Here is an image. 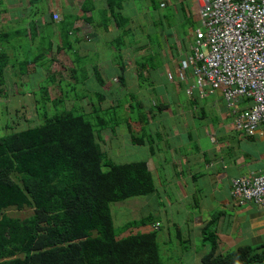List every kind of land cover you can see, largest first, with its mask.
Masks as SVG:
<instances>
[{
	"label": "crops",
	"instance_id": "obj_1",
	"mask_svg": "<svg viewBox=\"0 0 264 264\" xmlns=\"http://www.w3.org/2000/svg\"><path fill=\"white\" fill-rule=\"evenodd\" d=\"M133 1L127 0L124 12L127 13V17L134 19V25L129 23V28L133 30L136 26L133 34L139 43L130 47L126 42V47H122L125 56L123 62L126 65L129 88H135L142 107L143 101L149 94L147 90L137 87L135 59L151 51V45L141 50L140 47L147 43L146 36L156 31L149 27L151 22L156 23L155 20H160L158 22L160 25L162 16L166 14L149 12L148 9L151 8L149 0H138L141 9L137 13ZM108 2V0H0V40H4L0 41L2 42L0 47L8 40L6 44L8 54L4 59V61L8 60V63L3 77L5 83L14 87L6 89L17 94H61L63 91L66 93L67 89L63 85L66 83L67 86H71L69 88L71 91L66 94L76 93L80 86L85 88L87 93L110 94L112 88L114 89L111 80L118 75L119 69L108 57L106 60L87 59L96 51L100 52L101 47L107 51L108 56L112 54L114 59V54L121 49L114 45L119 31L107 10ZM188 3L195 6L197 11L195 0H170L167 7L174 10L178 8L183 12L185 5L186 13L190 14L191 8ZM188 7L190 9H187ZM55 14L59 16L58 20H53ZM178 16L172 29L165 27V30H171L170 33L172 32L178 50L173 47L175 43L171 42L163 43V46L160 43L157 49H152L160 52L161 58H165L164 72L175 69L185 52L183 47L186 39L179 35L181 26L178 24ZM103 31L108 34V44L104 41L99 42ZM162 32L158 33L163 34ZM4 35L5 37L7 35V38H2ZM182 35L185 36L184 33ZM62 37L70 40V44L67 41L65 45ZM89 39L91 43L86 42ZM25 42L29 44V49L36 44L41 46L40 43L43 45L46 42L48 51L41 52L42 49H36V54L30 55L34 64L26 63L20 70L21 66H17L18 56L20 53L22 55L25 53L20 43L25 44ZM79 43L81 45L78 46ZM65 49L71 50L70 57L67 56L68 52H64ZM83 58L87 60L80 64L79 59ZM8 68H11V71H8ZM98 73L105 83L102 87L95 79V74ZM149 77L153 85L155 84L154 88L158 94L155 99H150L151 103L166 105L163 111L151 116L152 122L147 126L153 144L136 145L137 142H134L133 138L140 134L139 124L131 122L130 130L126 129L129 132L130 144L124 143L123 147H133L127 153L128 157L133 159L116 163L145 160L151 171L160 193L158 214L161 213L166 226L161 232L159 242L170 241V231L175 224L182 231L180 232L177 227L179 236L176 237L179 238L184 234L183 242H189V232H193L194 241L191 250L181 247L179 241L177 249L182 252L183 260H185L184 254L191 251L193 253L191 264H201V258L209 252V247L201 241L202 230L213 217L217 216L216 221L212 222L217 239L216 255L227 254L239 247L261 252V248L264 247V206L260 207L255 203L238 206L231 197L230 190L234 178L264 173V138L245 137L234 130L232 115L222 95L217 94L219 92L209 93L213 95L210 97L199 94H192L190 97L181 85L170 83L175 87L171 92L164 85L158 87L156 73L150 72ZM16 78L19 80H15ZM50 80L51 83L46 85ZM175 80L178 82L176 78ZM3 87H0V91ZM73 89L75 91H72ZM182 90L184 94H177ZM82 93L85 92L82 90ZM181 95L183 98L180 97ZM170 99L173 101L171 102ZM239 103L247 105L244 100H240ZM151 106L149 104L147 111ZM211 116H214V119ZM119 134L118 132L117 135L112 134V136L116 138ZM207 139L208 146L204 147L201 140ZM118 148L120 147L115 145L113 150ZM141 151L144 152L143 158L136 159ZM167 152H171V155L165 156ZM162 167H165L166 171L165 180ZM153 171L159 175L157 178ZM162 181H166L170 191L160 190L164 186ZM207 212H211L210 217L203 218L201 213ZM197 214L199 217L191 219V216ZM195 242H199V246L195 245ZM180 263L183 264L181 261ZM254 264H264V261Z\"/></svg>",
	"mask_w": 264,
	"mask_h": 264
},
{
	"label": "trees",
	"instance_id": "obj_2",
	"mask_svg": "<svg viewBox=\"0 0 264 264\" xmlns=\"http://www.w3.org/2000/svg\"><path fill=\"white\" fill-rule=\"evenodd\" d=\"M108 1L107 10L119 31L114 45L121 48L114 54L113 63L119 73L113 78H117L122 94L128 95V109L132 114L133 104L138 108L141 104L135 88H129L127 83L122 47H126V42L134 47L139 41L133 35L136 27L129 28V23L134 25V19L124 12L127 0ZM149 1V12L161 9L159 0ZM150 36H146L147 43L140 50L151 45V51L135 59V71L138 89L156 94L149 74L156 73L158 66L154 60L160 57V52H152ZM7 43L8 40L3 45ZM3 45L0 47V87L4 85L2 75L8 63L4 61L8 50L2 49ZM29 56L24 54L22 60ZM21 64L18 59L17 66ZM95 75L102 87L103 78L99 73ZM49 83L51 80L46 85ZM63 85L66 93L71 91V86ZM66 93L63 91L64 97L56 98L40 94L37 102L42 115H38V124L32 121L23 129L14 130L12 122L10 127L5 126L8 131L0 134V264H163L158 244L166 226L161 213L116 225L111 209L113 204L128 198L151 194H156L160 202L159 188L145 160L113 162L99 144L100 132L107 131L109 126L100 116L105 109L90 105V112H86L77 104V97L87 100L90 94ZM94 96L96 103L102 105L103 95ZM67 97L76 102L70 108L65 107ZM151 105L147 112L139 109L134 121H125L127 130L131 122L140 125V134L132 137L136 145L153 144L147 126L152 122L151 116L163 111L166 105L155 102ZM116 126L114 122L109 129L111 134ZM10 211H28V214L21 217ZM216 219L217 216L213 217L202 230L201 241L209 247V252L201 258V264L264 261V247L261 252L239 247L216 255L217 239L212 228ZM177 227L175 224L170 232L175 231L178 237ZM143 228L146 230L142 231Z\"/></svg>",
	"mask_w": 264,
	"mask_h": 264
},
{
	"label": "built area",
	"instance_id": "obj_3",
	"mask_svg": "<svg viewBox=\"0 0 264 264\" xmlns=\"http://www.w3.org/2000/svg\"><path fill=\"white\" fill-rule=\"evenodd\" d=\"M195 3L200 29L194 32L178 68V80L186 81L190 70L194 84L187 94L193 89L199 90V96L220 90L232 114L233 128L245 137L264 138V0ZM53 19L59 16L55 14ZM167 76L172 79L170 73ZM240 99L246 100L247 107L237 111L232 105ZM231 184L238 205L264 206V173L237 177Z\"/></svg>",
	"mask_w": 264,
	"mask_h": 264
},
{
	"label": "rangeland",
	"instance_id": "obj_4",
	"mask_svg": "<svg viewBox=\"0 0 264 264\" xmlns=\"http://www.w3.org/2000/svg\"><path fill=\"white\" fill-rule=\"evenodd\" d=\"M186 1V0H185ZM133 5L135 6V9L138 11L141 9V4L138 0H134L133 1ZM188 6L191 8H187L190 9L191 12L190 14L186 13V9H185V5H183V12L181 10H177L174 11V15L172 16V12L174 9L170 8V7H166L164 9H160L157 11H152L151 13L155 12L157 14H166L164 16H172L163 20L162 26H158L157 30L153 33H150V40L152 42V46L153 49H157L156 45L161 43V46H163V43H175V46H173L175 49L178 50V45L175 42V39H173L172 36V32L170 33L169 30H165L164 28L167 27L168 29H172L174 26L175 19L177 18V14H179L178 16V24L181 26L180 31H179V35L181 38H185V46L183 47L184 50L189 49L190 44L193 42V37H194V32L199 28L200 29V24L197 21V14H196V9L195 6H193L192 4L188 3ZM192 6V7H191ZM188 12V11H187ZM185 15V17L183 16ZM184 17V19H183ZM138 21L136 20V23ZM162 29V30H160ZM202 30V29H201ZM159 31H163V34H159ZM104 32V31H103ZM182 33H184L185 36L182 35ZM88 36H86L87 38ZM23 39V38H22ZM85 39V38H84ZM80 41V40H79ZM100 41H104L106 44L109 43V37L108 34H106V32H104L102 34V36H100ZM62 42H64L65 45H67V40H65L62 37ZM81 42V41H80ZM87 43H91L92 41L86 40ZM41 46L39 44L34 45L33 48H28L29 44H27L25 42V44H21L23 45V49L25 51V55H34L35 50L36 49H42L43 51L41 52H47L48 51V46H46V42L42 45V43H40ZM81 45V43L78 44V46ZM94 45V44H91ZM36 46H39L38 48H36ZM2 49H7V45H3ZM101 49L100 52L96 51L95 53L91 54L87 59H91V60H106L107 57L110 59V61H113V55L111 54L110 56H108V53L105 49H103L102 47L99 48ZM68 52L67 56L70 57L71 55V50L65 49L64 52ZM157 50H153L152 52H156ZM206 52V50H204ZM63 52V53H64ZM18 55V54H16ZM22 53L19 54L18 59L21 60V67H23L26 63L29 64H34L32 59V56L30 57H26L25 61L22 60ZM73 59H75V55H73ZM87 59L83 58V59H79L80 64H82V61H86ZM128 60H131V56L129 55ZM155 62V66L156 68V74H157V85L158 87L161 86H165L167 88V90L172 91L174 85L170 84L169 82L166 81L165 76H164V71L166 69V60L165 58H161L159 57L158 59L156 58V60H154ZM165 67V69H164ZM8 71H11V68H8ZM161 72H163L162 74H160ZM28 75V74H27ZM27 75H25V77H28ZM7 80H11L12 78H5ZM18 78H16L15 80H17ZM2 80L4 82V87L2 88V90L0 91V134L5 133L6 131H8L5 127L6 125L8 127H10V124L13 122H15L14 124L12 123V127L16 129H23L26 125H29V122H32L34 124H38V115H42V109L39 106L40 104H38L37 99H39L40 94H17L15 92H10L8 91L6 88L11 87L7 82L5 83L4 77L2 75ZM19 80V79H18ZM17 80V81H18ZM176 81V80H174ZM189 87H191L192 85V80H189L188 82ZM155 85V84H154ZM156 85V86H157ZM187 85H184V83H181V88L186 89ZM14 88V87H11ZM79 90L76 91V93H72V94H90L89 98L86 99H81L79 97H77V104L80 106H83L84 104H86V106L84 107V109L86 111L89 110V106L93 105V107L97 108L98 106L103 107L105 110L100 114V116L103 117L104 122L109 123V126H107V131H105L104 133L100 132V138H101V143H102V147L103 150H105V148L110 149L108 150L106 153L108 155V157L113 161V162H119V161H132L133 158H129L127 153L129 151L130 148L133 147H128L125 146L123 147V144H130L128 142V134L129 132L126 130V122L125 121H129L130 119L132 121H134L135 116L138 115L139 109L142 110L143 112L147 111V107L149 106V104L151 105V101L150 99L154 98L155 96H157L158 94H149L146 98V100L143 101L142 107L138 108L135 107L136 105L133 104L134 109L132 110V114H130V110L128 109V104H129V97L127 94H122V87L118 84V83H114V89L112 88V90L110 91V94H102L104 97V102L102 103V105H99L96 103V98L94 96V93L92 92H88L86 90H84L81 86L80 88H78ZM82 90L85 93H82ZM183 90L180 91L177 94H184ZM199 90L195 89L192 90V94H198ZM217 94H220V90H217ZM42 94V93H41ZM68 95V94H67ZM205 96L206 97H210L213 95H210L208 93V91H205ZM51 97L56 98V97H64L63 95H59V94H51ZM158 97V96H157ZM180 97L183 98V95H181ZM68 98V97H67ZM66 98V99H67ZM71 98H68V100L65 102V107L66 108H70L72 107V105L74 103H72V101L70 100ZM149 100V101H148ZM170 101L172 102L173 100L170 99ZM87 102V103H86ZM240 102V101H239ZM239 102H235L232 106L234 107L233 109L239 111V110H244V107H247V105H243ZM48 107V111H51V107L50 104L46 105ZM145 106V107H144ZM62 108V107H61ZM243 112V111H242ZM212 119H214V116H211ZM114 120V121H113ZM113 121V123H111ZM114 122H116L117 126L115 127V131L113 135H117V133L119 132V136H117L116 138H114V136L112 137L111 132H109V129L112 127V125L114 124ZM27 123V124H26ZM32 123V124H33ZM137 123V122H136ZM233 125V122H232ZM3 128V129H2ZM139 129H140V125H139ZM235 130V129H234ZM236 131V130H235ZM238 132V131H236ZM106 138H110L106 141ZM108 142V144H107ZM208 142L209 140H201V144L204 145V147L208 146ZM104 143V144H103ZM107 145V146H106ZM119 146L120 148L113 150L114 146ZM137 147V146H136ZM171 152H167L165 153V156H170ZM144 156V152L141 151L138 153L137 158L136 159H142ZM156 158H154L155 160ZM159 169V168H158ZM162 170V175H163V179H164V174H166L165 171V167L161 168ZM154 172L155 177L157 178L159 175L157 173ZM165 180V179H164ZM162 183L164 184L163 187L160 188V190L164 189L168 192L170 191L169 188L166 186V181H162ZM230 195H231V191H230ZM173 196V195H172ZM156 194H151V195H147V196H139V197H131L126 199L123 202H119L116 204H113L111 206L112 209V213L113 216L116 220V225H121L125 222L128 221H132V220H137L143 216H148L151 215V217H156L158 215V210L157 209V199H156ZM232 197V195H231ZM182 212V211H181ZM11 214L16 215V216H26L28 214V211H22V212H15V211H10ZM203 214V218H207L209 216V214H211V212H207V213H201ZM197 217H199V215L197 214L196 216H191V219H196ZM210 217V216H209ZM115 225V226H116ZM180 232L181 229L178 226ZM139 230H141L140 228H138ZM145 228L142 229V231ZM135 231V230H134ZM137 231V230H136ZM184 232V231H183ZM190 235V241L189 242H183L185 240L184 238V234H182L181 237L177 238L176 237V232L172 231L171 232V239L170 241H160L158 246H159V251H160V255H161V262L163 264H181L180 261L184 264V261L186 264H191L193 262L192 260V255L193 253H191V251L186 252V254H184L185 256V260H183V256H182V252L178 251V241L180 242V246L187 248L188 250H191L192 248V242L194 241V234L193 232H189ZM199 237V234L198 236ZM165 239H167V237H165ZM195 245L199 246V242H195ZM168 260V261H167Z\"/></svg>",
	"mask_w": 264,
	"mask_h": 264
},
{
	"label": "clouds",
	"instance_id": "obj_5",
	"mask_svg": "<svg viewBox=\"0 0 264 264\" xmlns=\"http://www.w3.org/2000/svg\"><path fill=\"white\" fill-rule=\"evenodd\" d=\"M170 0H160V8L161 9H164V8H166L167 7V3L169 2ZM162 5H164V6H162ZM196 8H197V6H196ZM197 12V11H196ZM54 20V19H53ZM155 21H157L156 23H153V22H151V25L149 26V27H151L154 31L155 30H157V27L159 26L160 27V25L163 23V20H161V24L159 25L158 24V22L160 21V20H155ZM142 23H143V21H142ZM162 26V25H161ZM136 27V26H135ZM145 28L147 29V23H146V25H145ZM165 29V28H164ZM166 29H167V27H166ZM160 30H162V29H160ZM142 33V32H141ZM134 35V34H133ZM135 38V37H134ZM135 39H137V38H135ZM138 41V40H137ZM188 51H189V49H186L185 50V52H183V58L181 59V60H179V62H178V65H177V67L175 68V69H172V70H168L167 72H165L164 73V76H165V79L167 80V82H169V83H172V82H174V83H176V84H178V86L179 85H181V83H184V85H187V86H185L186 87V89H185V93H186V90L188 89V88H191L192 86H193V84H194V80H193V77H192V74H191V72H190V70H188L187 71V73H186V77H187V79H186V81H184V82H181V81H179L178 80V78H177V71H178V68L181 66V62L183 61V59H184V55L185 54H188ZM167 73H170L171 75H172V77L173 78H176L177 80H178V82H176V81H173L172 79L171 80H169L168 79V76H167ZM189 80H192V85H191V87H189ZM111 83L112 84H114V83H118V80H117V78H112V80H111ZM119 84V83H118ZM193 90H195V89H193ZM187 94V93H186ZM221 94V93H220ZM190 97H191V95L192 94H188ZM205 95V94H204ZM240 100H243V99H240ZM239 100V101H240ZM245 102H246V100H244ZM87 103V102H86ZM246 104H247V102H246ZM226 105V104H225ZM80 106V105H79ZM86 106V104H84L83 106H80V107H82L83 109H84V107ZM88 106H89V110L88 111H86L85 109V111L86 112H90V110H91V107H90V104H88ZM228 108V107H227ZM246 108V107H245ZM231 113V112H230ZM232 115V114H231ZM104 133V132H103ZM112 135V134H111ZM113 137V136H112ZM115 138V137H114ZM109 139V138H108ZM108 139H106V141L108 140ZM99 144H100V146L102 147V143L101 142H99ZM107 144H108V142H107ZM107 146V145H106ZM102 149H103V147H102ZM108 150H110V149H108V147H107V149L105 148V150H103L105 153L108 151ZM107 154V153H106ZM108 156V155H107ZM241 177V176H240ZM235 179V178H234ZM231 188H232V185H231ZM231 191V190H230ZM233 198V197H232ZM237 204V203H236ZM145 230V229H144ZM143 230V231H144ZM163 230V229H162Z\"/></svg>",
	"mask_w": 264,
	"mask_h": 264
},
{
	"label": "bare ground",
	"instance_id": "obj_6",
	"mask_svg": "<svg viewBox=\"0 0 264 264\" xmlns=\"http://www.w3.org/2000/svg\"><path fill=\"white\" fill-rule=\"evenodd\" d=\"M172 80L174 81V80H175V78H173V77H172Z\"/></svg>",
	"mask_w": 264,
	"mask_h": 264
}]
</instances>
